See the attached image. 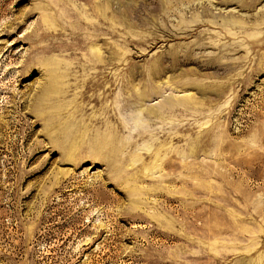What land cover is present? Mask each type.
<instances>
[{
	"label": "rangeland",
	"instance_id": "1",
	"mask_svg": "<svg viewBox=\"0 0 264 264\" xmlns=\"http://www.w3.org/2000/svg\"><path fill=\"white\" fill-rule=\"evenodd\" d=\"M0 264H264V0H0Z\"/></svg>",
	"mask_w": 264,
	"mask_h": 264
},
{
	"label": "bare ground",
	"instance_id": "2",
	"mask_svg": "<svg viewBox=\"0 0 264 264\" xmlns=\"http://www.w3.org/2000/svg\"><path fill=\"white\" fill-rule=\"evenodd\" d=\"M94 6H95L94 8L98 10V6L97 5H94ZM55 72H53V71L50 72L49 71L48 74H49V76H52L53 74H55ZM96 86H98V84ZM49 93H52V92H49V90L47 88V89H45V91H44V93L42 95L48 96ZM137 96H138V98H140V97H142L144 95L141 92H139V93H137ZM189 100H191V97L168 99L157 110L154 111V110L148 109V110H146V112L149 115H155L157 117V119H159L160 116H162V115L165 114L164 109L166 108V106H168L169 108H171V107L175 108V107H180V106L181 107H185L186 106L185 103L187 101H189ZM118 110H119L118 108L111 109V112L112 113L109 114L108 118L115 119L116 118V113H117ZM107 111L109 113V110H107ZM68 133H70V132H68ZM71 133L72 134L68 135V137H74V136H77L79 134V132H77V134L76 133H73V132H71ZM96 139L97 140H100V141H97L96 142V146L97 147H102L104 143H103V141L101 142V139L99 138V135L97 136ZM115 139H116L115 134L111 135L110 142H108V144L111 145Z\"/></svg>",
	"mask_w": 264,
	"mask_h": 264
}]
</instances>
